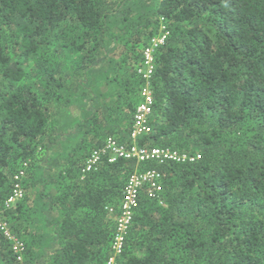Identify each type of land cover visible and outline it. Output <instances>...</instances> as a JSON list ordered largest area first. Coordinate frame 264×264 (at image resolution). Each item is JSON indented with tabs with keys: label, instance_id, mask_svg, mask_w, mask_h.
Instances as JSON below:
<instances>
[{
	"label": "trees",
	"instance_id": "16d2710c",
	"mask_svg": "<svg viewBox=\"0 0 264 264\" xmlns=\"http://www.w3.org/2000/svg\"><path fill=\"white\" fill-rule=\"evenodd\" d=\"M145 86L139 146L194 161L85 172L109 138L133 145ZM136 171L163 175L162 204L142 193L119 264H264V0H0V207L26 246L0 229V264H103Z\"/></svg>",
	"mask_w": 264,
	"mask_h": 264
},
{
	"label": "built area",
	"instance_id": "2783aa9c",
	"mask_svg": "<svg viewBox=\"0 0 264 264\" xmlns=\"http://www.w3.org/2000/svg\"><path fill=\"white\" fill-rule=\"evenodd\" d=\"M158 36L153 38L150 45L145 48L143 52L144 65L138 69V74L147 81L153 75L154 54L161 46L165 45L167 34H160ZM141 95L142 101L134 114V125L131 132L133 145L126 147L119 144L114 138H109L104 147L95 150L91 154L85 172L96 169V166L101 163L102 160H106L109 163H116L120 160H133L136 161L137 164L146 163L148 161H156L159 163H186L194 161V158L187 155H180L170 149L146 148L139 146L138 141L152 131L150 118L153 115L154 105L152 92L149 89V86L144 87ZM24 178L25 171L22 169L15 176L14 188L12 194L4 204L5 209H10L24 198ZM162 180L163 175L156 171H136L131 175L123 190L122 202L120 204V215L117 219V228L111 244V257L103 264H119L118 259L124 252L126 238L132 226L142 193L145 191L150 199L162 204ZM110 211L113 212V209H110ZM2 213L3 211L0 207V229L5 237L12 242L13 251L17 256V260L23 262L26 250L25 243L11 233L8 223L2 218Z\"/></svg>",
	"mask_w": 264,
	"mask_h": 264
},
{
	"label": "rangeland",
	"instance_id": "374dc122",
	"mask_svg": "<svg viewBox=\"0 0 264 264\" xmlns=\"http://www.w3.org/2000/svg\"><path fill=\"white\" fill-rule=\"evenodd\" d=\"M158 37H159V36H158ZM150 43H151V41L148 43V45H149ZM148 45H147V46H148ZM147 46H146V47H147ZM146 47H144V48L142 49V52H144V50H145ZM143 65H144V58H143L142 64L140 65L139 69H140L141 67H143ZM140 103H141V102H140Z\"/></svg>",
	"mask_w": 264,
	"mask_h": 264
}]
</instances>
